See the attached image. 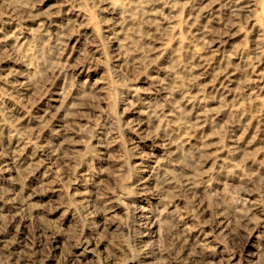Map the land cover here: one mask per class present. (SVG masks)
Returning <instances> with one entry per match:
<instances>
[{
    "label": "rangeland",
    "instance_id": "obj_1",
    "mask_svg": "<svg viewBox=\"0 0 264 264\" xmlns=\"http://www.w3.org/2000/svg\"><path fill=\"white\" fill-rule=\"evenodd\" d=\"M0 264H264V0H0Z\"/></svg>",
    "mask_w": 264,
    "mask_h": 264
}]
</instances>
